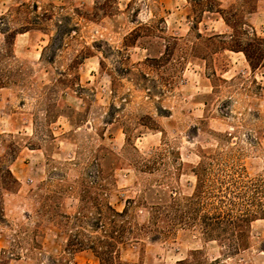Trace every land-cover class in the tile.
Instances as JSON below:
<instances>
[{
	"label": "rangeland",
	"instance_id": "rangeland-1",
	"mask_svg": "<svg viewBox=\"0 0 264 264\" xmlns=\"http://www.w3.org/2000/svg\"><path fill=\"white\" fill-rule=\"evenodd\" d=\"M218 1L222 13L202 14L197 0H0V22L13 32L22 16L47 9L79 22L72 36L97 46L78 80L68 70L78 41L69 38L49 62V35L18 34L10 50L0 23V170L9 167L19 182L1 190L11 225L0 227L3 264H100L91 251L64 252L54 211L72 215L80 198L107 196L148 224L152 207L173 199L184 206L206 166V202L220 206L214 196L223 187L247 196L236 210L255 214L248 245L235 252L225 238L208 241L197 220L157 241H128L121 260L264 264V0ZM174 38L169 61L140 65L161 58ZM235 46L248 50L254 70ZM203 205L192 207L201 215ZM35 230L42 251L33 255ZM16 231L29 234L20 247Z\"/></svg>",
	"mask_w": 264,
	"mask_h": 264
},
{
	"label": "trees",
	"instance_id": "trees-1",
	"mask_svg": "<svg viewBox=\"0 0 264 264\" xmlns=\"http://www.w3.org/2000/svg\"><path fill=\"white\" fill-rule=\"evenodd\" d=\"M198 6H203L202 14L205 12H217L222 13L221 3L218 0H197ZM26 7L23 5L20 8ZM51 8L56 9V6L50 5ZM36 10L38 6H35ZM50 11L45 9L38 16H22V28L20 31H12L7 23H2L3 27H6L5 39L6 45L13 50L16 37L18 34H25L35 30H39L50 36L49 44L45 48V52H50L49 62L55 60L58 52L64 51L69 47L67 40H76L80 44V50L74 56L71 66L68 70H74L77 72L76 79L79 80V69L83 64V61L94 57V51L97 46H89L85 41L79 40L72 33L79 32V22L72 25L73 18L69 16H49ZM82 19L88 18V16H78ZM55 27L56 33L49 30V27ZM214 38H208L212 41ZM173 42H169L166 45L165 54L158 59L147 58L145 62L140 64L141 66H147L153 62H166L168 58L172 56V48L179 44V39L174 38ZM173 45V47H172ZM236 48H230L229 50L235 52H243L249 61L252 69L253 65L252 57L248 50L241 49L238 46ZM44 57V54H43ZM103 62L101 61V64ZM61 76H65L61 73ZM112 77V76H111ZM114 82L112 77V83ZM205 174L201 175L196 173L198 178L197 193L192 197L185 199L186 204L182 206L177 200L173 199L171 204L154 206L151 208L150 219L148 224H139L135 219L130 217V213L125 210L123 212L117 211L110 203L107 196H101L95 198L92 201L86 198H80V206L75 214H67L61 211H54L52 213L53 219L57 220V226L63 231L66 243L64 252L69 254H75L82 251H91L99 259L100 264H129L125 263L120 258L121 246L126 244L130 240H139L142 235L148 234L154 239L160 240L168 237L175 228H181L182 226H188L195 224L198 220L202 228L203 236L208 241H219L220 238H225L229 241L233 251L237 252L248 245V230L255 214L248 209L236 210V200L245 199L246 195H240L228 188L223 187L218 191V195L214 196L218 200L220 206H212L209 201L210 192L201 191V188L206 184L205 179L208 178L207 172L209 168L206 166L203 170ZM222 185L224 181L220 182ZM19 184L18 180L14 177L9 167H5L0 170V227L11 226L5 210L4 196L1 190H13ZM238 184V182H236ZM258 188V187H257ZM228 191V192H226ZM262 193V192H259ZM221 194V195H220ZM228 194V195H226ZM204 197L206 200H204ZM205 203L203 205V213L197 214V211L193 209V205ZM229 205V207H227ZM211 206V207H210ZM234 207V208H231ZM57 208V207H56ZM183 209V210H181ZM42 212V211H41ZM43 213V212H42ZM42 213H38L39 216ZM44 214V213H43ZM165 218V220L162 219ZM164 222V226L161 225ZM35 230L28 234V231L23 233L16 231L13 234L14 246L20 247L23 241L22 234H28L33 236L30 238L31 250L30 252L41 253L42 246L39 243V235ZM14 256V254H13ZM51 261V259H50ZM61 262L60 264H71V262ZM0 264H3V260H0ZM51 264H59L58 261H51Z\"/></svg>",
	"mask_w": 264,
	"mask_h": 264
}]
</instances>
